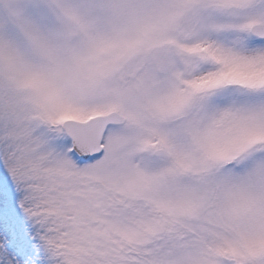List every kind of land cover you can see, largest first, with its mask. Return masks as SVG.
Returning a JSON list of instances; mask_svg holds the SVG:
<instances>
[{
	"label": "snow or ice",
	"instance_id": "obj_1",
	"mask_svg": "<svg viewBox=\"0 0 264 264\" xmlns=\"http://www.w3.org/2000/svg\"><path fill=\"white\" fill-rule=\"evenodd\" d=\"M0 176V264H264V0H0Z\"/></svg>",
	"mask_w": 264,
	"mask_h": 264
},
{
	"label": "rangeland",
	"instance_id": "obj_2",
	"mask_svg": "<svg viewBox=\"0 0 264 264\" xmlns=\"http://www.w3.org/2000/svg\"><path fill=\"white\" fill-rule=\"evenodd\" d=\"M3 177L2 176H0V184H3ZM8 184H9V186H10V181L8 182Z\"/></svg>",
	"mask_w": 264,
	"mask_h": 264
}]
</instances>
